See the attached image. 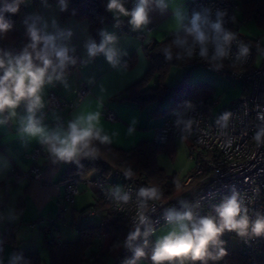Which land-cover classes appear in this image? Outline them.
Here are the masks:
<instances>
[{
	"label": "crops",
	"instance_id": "obj_1",
	"mask_svg": "<svg viewBox=\"0 0 264 264\" xmlns=\"http://www.w3.org/2000/svg\"><path fill=\"white\" fill-rule=\"evenodd\" d=\"M130 1L120 0L127 12H130L127 8ZM190 1L192 0H148L147 22L139 27L131 24L130 15L107 7L113 20L101 26L98 41L91 37L86 19L77 20L72 16L63 20L60 4L50 0L26 1L23 12L16 20V31L32 43L30 28H35L42 37H52L49 52L54 70L51 68L48 71L47 75L51 76V80L46 76L39 93L40 107L29 112V101L25 99L15 108H6L0 112V198L4 199L6 205L0 212V264H15L17 255L35 251L40 254L42 264H46L49 252L44 227L53 220L60 227L58 241L74 240L64 235L60 221L64 224L69 215L74 220L76 206L80 207L79 211L87 206L76 205L74 199V203L65 204L63 218L57 217V209L65 193L64 179L61 176L65 164L50 151L52 144L46 142L45 137H64L72 122L94 115L96 120L93 121V130L102 139L107 137L105 140L114 146L128 150L142 140L151 141V131L161 125L165 113L154 114L151 112L154 108L152 102L140 107L132 101L122 99V95L126 87L142 79L148 70L144 46L151 40H164L171 34H179L188 25L187 4ZM108 3L109 0L106 1L107 5ZM232 21L236 23L234 19ZM105 36L114 38L105 45V51L90 54L89 47L95 44L99 48ZM252 39L255 45L243 46L252 48L257 57L258 54L261 55L264 41L260 37ZM37 47L39 51L43 49V42L38 43ZM61 49L66 53L76 52L79 55V63L70 71L66 70L65 61L60 66L54 54ZM108 50L114 53L112 61L108 60ZM130 56L134 58L133 63L125 64V59ZM82 87L87 89L88 94L79 98L76 91ZM51 92L56 93L64 103L59 112L51 111L46 105ZM103 111H110L117 118L110 123L102 117ZM29 117L43 129L42 135L32 136L24 131ZM59 120H62L63 125L58 124ZM37 146H43L46 153L37 161L41 167V180L19 179L16 183L9 182L14 172L28 171L31 168L28 154ZM87 177L82 183L94 190L86 182L96 177L95 172ZM9 230L11 236L7 237L6 232ZM99 239L98 247L105 242V237ZM98 247L94 245L90 250L96 251Z\"/></svg>",
	"mask_w": 264,
	"mask_h": 264
},
{
	"label": "built area",
	"instance_id": "obj_2",
	"mask_svg": "<svg viewBox=\"0 0 264 264\" xmlns=\"http://www.w3.org/2000/svg\"><path fill=\"white\" fill-rule=\"evenodd\" d=\"M138 3L139 0H131L127 5L128 10L131 12ZM236 7V0H192L187 4V24L192 27V20L198 14L200 20L197 23L208 37L203 45L195 38L181 45L183 55L190 61L187 66L200 63L208 70L239 78L244 87L230 109L215 121L209 120L205 104L199 100L165 113L161 125L154 129L151 141L155 145H164L177 138L188 142L193 167L180 181L182 187L179 191L167 198L150 199L139 195L140 188L120 185L106 174H97L92 181L86 182L107 207L111 218L124 224L130 235L139 228L140 235L128 243L133 254L137 247H143L145 241L152 240L157 226L168 222L166 216L169 210H191L196 220L202 217L218 220L216 208L235 195L241 206V215L248 217V232L240 236L236 231L225 230L218 237V244L208 245V251L216 256L221 248L224 250L223 256L214 259L216 264H261L260 261H264V233L257 236L251 232V224L258 218H264V46L261 49L262 59L257 62L255 51L244 47L236 37L224 41L226 22L234 18ZM217 22L221 24L219 33L212 27ZM218 46L224 49L225 56H217ZM243 49H247V52H243ZM66 56L65 68L70 71L80 58L76 52L66 53ZM76 92L79 98L88 94L83 87ZM173 101L172 96L169 102ZM46 105L51 111L59 112L64 103L56 93L51 92ZM102 115L109 121L117 118L110 111H103ZM58 124L63 125L62 120ZM45 154L43 146L35 147L28 154L31 168L14 172L8 181H40L41 167L37 161ZM80 183L81 180L75 176H69L64 181L65 193L57 209L58 218H63L65 204L74 203L80 193ZM125 196L128 197L127 201L123 199ZM5 207L4 199L0 198V212ZM85 214L88 217L100 215L95 208ZM141 215L144 216L143 223ZM59 229L58 224L50 220L44 227L46 240H57ZM175 255L160 264H174ZM131 257L125 256L123 264H130Z\"/></svg>",
	"mask_w": 264,
	"mask_h": 264
},
{
	"label": "trees",
	"instance_id": "obj_3",
	"mask_svg": "<svg viewBox=\"0 0 264 264\" xmlns=\"http://www.w3.org/2000/svg\"><path fill=\"white\" fill-rule=\"evenodd\" d=\"M27 0H0V16L12 24V27L6 32H0V59L7 62L9 59L23 55L25 50L33 55L34 63L39 65L40 62L35 60V52L39 51L38 47L33 50L30 45L32 42L16 31V20L23 12V7ZM58 3L62 7L61 18L66 20L69 17H74L77 20H87L88 30L91 37L98 41L101 26L113 20V17L108 14L107 0H50ZM6 4H16L18 10L16 13H10L4 10ZM240 5L245 15H249L260 24H264V0H240ZM227 34L236 37L238 42L255 45L250 37H243L238 34V25L233 21H227ZM190 25H185L183 31L179 34H171L164 40H151L143 48L144 54L148 60L149 67L144 77L136 83L125 88L122 99H126L136 103L140 107H144L153 101L163 100L169 101L170 97H174V101L163 109L154 107L152 113H167L175 107H182L187 103L199 101L200 98L195 97V93L199 90L207 91L205 100V108L213 101L212 90L209 85L200 83V88L190 94L185 95L184 90L178 86L167 87L160 83L157 87L149 85L151 79L158 75L161 79L170 66L179 65L185 69L186 75L191 69L196 68L200 63L193 66H187L190 61L183 55L181 45L184 41L191 40L194 35L190 34ZM134 61L133 56L125 59V64L131 65ZM51 69V68H50ZM49 69V70H50ZM4 73V69H0V76ZM178 95V96H177ZM180 96V97H179ZM177 102V103H176ZM69 129V128H68ZM94 136L79 146L77 155L71 161H63L65 168L61 173L65 180L69 176L78 177L81 182L87 180V176L92 172L97 174L108 175L113 181L120 185L133 186L137 188H155L158 192V197L167 198L178 192L182 187L180 181H172L165 175L162 169L154 160L155 154L159 147L164 145H155L152 141L142 140L128 150L121 149L116 145L108 143L95 130ZM98 133V136L95 135ZM116 174L117 176H115ZM97 209L100 213L98 222L87 223L78 226V237L71 241H48L47 250L49 252L48 262L46 264H83L85 260L90 264H107V260L114 256L115 264H123L125 256H132L131 245L129 243V231L124 227V224L111 218L107 207L95 199L94 204L87 205L78 212L84 215L86 211ZM101 212L103 214H101ZM86 215V214H85ZM6 236H11V230L6 232ZM100 237H108L107 242H103L96 251L90 250L96 244ZM145 241L143 247H137L145 252ZM127 244V245H126ZM117 253V254H115ZM136 253V249L134 250ZM134 262V256L131 257ZM40 254L24 253L17 255L15 264H42ZM130 263V264H131ZM264 264V261H260ZM189 264H216L214 259L205 257L203 259H191Z\"/></svg>",
	"mask_w": 264,
	"mask_h": 264
},
{
	"label": "clouds",
	"instance_id": "obj_4",
	"mask_svg": "<svg viewBox=\"0 0 264 264\" xmlns=\"http://www.w3.org/2000/svg\"><path fill=\"white\" fill-rule=\"evenodd\" d=\"M147 3L148 0H139V3L131 12H127L124 9L120 0H109L107 7L109 10L115 9L125 15H130L131 24L134 27H139L147 22ZM4 10L14 14L18 10V6L16 4H6ZM199 20L200 16L198 14L195 15L192 20V28L189 29V32L194 35L196 42L203 45L208 40V37L201 31L197 23ZM11 27L12 24L0 16V32H6ZM212 27L217 33L221 31V24L219 22L213 24ZM29 31L33 41L30 47L33 50L36 49L37 44L41 41L44 44L43 49L35 52V60L39 61L40 64L34 63L33 55L27 50H25L23 55L14 60L9 59L7 66L5 65V61L0 59V69H4L3 75L0 76V112H3L6 108H15L21 100L25 99L29 101V112L40 107L41 97L39 93L45 83L46 76L49 81L51 80V76L47 74L49 69L53 68V61L50 58L51 54L49 52L52 46V37H42L35 28H30ZM232 38L230 33L224 35L225 42H228ZM113 39L112 36H105L104 42L99 48L95 44L89 47V53L94 55L97 51H105V45ZM242 51L247 52V49H243ZM54 54L62 67L64 61L67 59L65 50L55 51ZM201 54H205L203 49ZM216 54L220 57L226 55L224 49L219 46L217 47ZM113 56L114 53L108 50L107 57L109 61L113 60ZM94 120H96V116L94 115H88L86 118L81 117L69 125V131L66 136L54 135L52 137H45V141L52 144L50 151L53 155L60 160L71 161L77 155L79 146L85 144L89 138L94 136ZM81 124L85 126L82 127ZM24 131L32 136L43 134V129L37 126V123L31 117H29ZM95 135L98 136V133H95ZM104 139H107V137ZM139 195L155 199L158 197V192L155 188H141ZM123 199L127 201L128 197L125 196ZM216 212L219 217L218 220L212 217H202L196 220L191 210L184 212L169 210L166 219L170 223L175 221L179 226V231H173L158 241L152 254V260L156 264H160L161 261L170 259L174 254H188L189 252L193 260L205 257L216 259L223 256L225 253L222 248L216 256H213L208 251V245L218 244V237L225 230L236 231L240 236L246 235L249 229V220L246 215H241V206L235 195L221 203L216 208ZM140 220L142 223L144 222L143 215L140 216ZM251 232L257 236L264 233V218H258L251 224ZM139 235L140 231L137 228L136 232L129 236V241L136 239ZM143 255L144 253L141 249H136L137 257Z\"/></svg>",
	"mask_w": 264,
	"mask_h": 264
},
{
	"label": "rangeland",
	"instance_id": "obj_5",
	"mask_svg": "<svg viewBox=\"0 0 264 264\" xmlns=\"http://www.w3.org/2000/svg\"><path fill=\"white\" fill-rule=\"evenodd\" d=\"M237 1V7L235 8L234 20L238 25V34L245 37H250L256 39L260 37L264 41V24H260L254 19L249 18L244 14L241 8L240 0ZM247 17V18H246ZM241 43V42H240ZM243 45V43H241ZM261 55H257V62L261 61ZM185 69L179 65L170 66L166 71L164 76L159 79L158 75H155L149 85L152 87L159 86L160 83L167 87H173L174 85L180 86L185 95L189 96L194 94L198 88H200L199 82L209 85L212 90V97L215 101L207 106V111L210 121L217 120L224 112L228 111L231 103H233L241 94L243 90L244 83L237 77H233L228 74L218 73L213 70H208L203 65H198L196 68L190 70L188 75L184 74ZM196 98L204 101L207 95V91L199 90L195 93ZM178 96V95H177ZM180 97V96H179ZM153 106L157 109L167 108L171 103L165 99L162 103L159 101H153ZM177 103V102H176ZM172 109L168 110L170 112ZM102 115V113H101ZM108 122L109 121L104 115H102ZM154 133V129L151 131V139ZM187 140L183 138H178L175 141L166 143L164 146L159 147L158 152L155 154L154 160L157 165L162 169L163 173L167 175L172 181H181L185 178L193 167V161L189 158V151L187 147ZM81 185V186H80ZM79 185L80 193L75 197L76 205H90L94 204L97 195L94 190L86 187L84 183L81 182ZM177 193V192H176ZM87 203V204H86ZM69 205V204H68ZM74 212V220L71 215L66 218L64 224L60 221V226L64 235L68 238L77 239L78 237V226H83L87 223H95L100 217H88L78 214L80 207H77ZM78 225V226H77ZM173 231H179L178 224L173 222H166L156 227L153 231V239L145 244V252L143 256L137 257L136 253L133 254L134 262L131 264H155L152 260L153 251L158 243L165 236L169 235ZM68 235V236H67ZM65 239V238H62ZM100 240V239H99ZM97 241L95 247H98L100 241ZM108 241V237L105 238V242ZM117 254V253H115ZM174 264H189L191 258V253L188 254H176ZM114 256L108 259V264H113ZM87 260L83 264H89Z\"/></svg>",
	"mask_w": 264,
	"mask_h": 264
}]
</instances>
